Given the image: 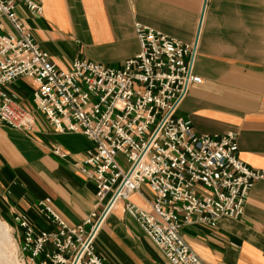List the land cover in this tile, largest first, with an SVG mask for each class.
<instances>
[{"label": "crops", "instance_id": "crops-1", "mask_svg": "<svg viewBox=\"0 0 264 264\" xmlns=\"http://www.w3.org/2000/svg\"><path fill=\"white\" fill-rule=\"evenodd\" d=\"M37 1L39 13L21 2L15 12L59 68L75 58L119 65L138 49L134 21L181 41L195 38L192 72L200 80L187 86L174 115L188 122L193 133L232 131L235 156L264 169V0ZM6 89L32 113L26 129L0 123V218L11 224L20 251L15 214L35 229H52L39 201L68 224L81 221L94 207V180L76 167L93 144L80 132L55 130L34 109L28 78L16 77ZM54 146L65 154L53 152ZM151 198L146 183L128 194L147 209ZM123 202L116 199L105 214L93 238L94 252L105 264L165 263ZM179 232L205 264H263L264 179L251 181L239 217L222 215L212 226L184 223Z\"/></svg>", "mask_w": 264, "mask_h": 264}, {"label": "built area", "instance_id": "built-area-1", "mask_svg": "<svg viewBox=\"0 0 264 264\" xmlns=\"http://www.w3.org/2000/svg\"><path fill=\"white\" fill-rule=\"evenodd\" d=\"M17 2L30 12L41 11L37 0H0V123L31 126V111L6 89L14 78H28L34 109L55 130L80 132L92 141L76 167L95 185L94 207L77 223L68 224L43 201L39 210L53 222L52 229H35L13 216L23 264H105L93 250V238L118 198L162 251L166 262L156 264H205L180 226H212L222 215L239 217L251 181L264 179V169L235 156L232 131L193 133L174 115L187 86L200 80L192 72L196 39L181 41L134 21L138 49L119 65L75 58L59 68L16 14ZM52 150L65 154L57 146ZM142 183L152 192L148 209L128 199Z\"/></svg>", "mask_w": 264, "mask_h": 264}, {"label": "rangeland", "instance_id": "rangeland-1", "mask_svg": "<svg viewBox=\"0 0 264 264\" xmlns=\"http://www.w3.org/2000/svg\"><path fill=\"white\" fill-rule=\"evenodd\" d=\"M121 162L125 164L123 160H121ZM8 239L10 240V242ZM14 250L15 253L13 254L11 252L10 255V251H14ZM0 257H1V264H16L17 263L16 261H19L23 264L22 259L20 257V251L17 249L16 236L12 232V226L10 223L4 221L2 218H0ZM12 259H14V261H12Z\"/></svg>", "mask_w": 264, "mask_h": 264}, {"label": "bare ground", "instance_id": "bare-ground-1", "mask_svg": "<svg viewBox=\"0 0 264 264\" xmlns=\"http://www.w3.org/2000/svg\"><path fill=\"white\" fill-rule=\"evenodd\" d=\"M3 226V225H2ZM5 231V230H4ZM10 236V235H9ZM8 238V237H7ZM11 238V237H10ZM7 240V239H6ZM9 240V239H8ZM10 242V240H9ZM10 247V246H9ZM11 249V248H10ZM11 252L14 254L15 253V250L14 251H10V255H11ZM13 257V256H12ZM11 258V257H10ZM12 261H14V259H12ZM17 263L16 264H22L21 262L19 261H16ZM15 263V262H14ZM0 264H1V257H0Z\"/></svg>", "mask_w": 264, "mask_h": 264}]
</instances>
